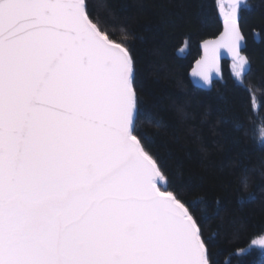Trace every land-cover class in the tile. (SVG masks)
Returning a JSON list of instances; mask_svg holds the SVG:
<instances>
[{
	"label": "snow or ice",
	"instance_id": "obj_1",
	"mask_svg": "<svg viewBox=\"0 0 264 264\" xmlns=\"http://www.w3.org/2000/svg\"><path fill=\"white\" fill-rule=\"evenodd\" d=\"M245 7H220L224 30L193 68L208 86L221 49L241 84L250 71ZM139 101L131 49L87 0H0V264H213L137 128Z\"/></svg>",
	"mask_w": 264,
	"mask_h": 264
},
{
	"label": "trees",
	"instance_id": "obj_2",
	"mask_svg": "<svg viewBox=\"0 0 264 264\" xmlns=\"http://www.w3.org/2000/svg\"><path fill=\"white\" fill-rule=\"evenodd\" d=\"M218 2L87 0L94 21L135 57L137 128L152 138L170 189L213 239V264H264V249L249 247L264 236V0L241 11L244 82L225 60L210 86L199 85L190 72L202 41L223 29Z\"/></svg>",
	"mask_w": 264,
	"mask_h": 264
},
{
	"label": "water",
	"instance_id": "obj_3",
	"mask_svg": "<svg viewBox=\"0 0 264 264\" xmlns=\"http://www.w3.org/2000/svg\"><path fill=\"white\" fill-rule=\"evenodd\" d=\"M227 3H229V0H227ZM223 30H224V26H223V29H222V31H221V33L223 32ZM221 33L218 35V36H216V37H213V38H211V39H206V40H203L202 41V43H201V51H202V56H203V44H204V42L205 41H208V40H215V39H218L219 38V36L221 35ZM246 46H247V42H246V45H245V48H244V51L246 50ZM201 56V57H202ZM201 57L199 58V59H201ZM198 59V60H199ZM225 60H229V61H232V58H231V56H230V54H228L227 53V51L226 50H224V49H221V58H220V65H221V69L223 68V63L225 62ZM196 66V62L193 64V68ZM193 68H192V70H191V72H190V78H192L193 79V81L196 83V84H199V85H204L205 83H204V81L200 78V77H198V76H194L193 75ZM217 74L216 73H213V78H212V80L214 79V76H216ZM163 183V182H162Z\"/></svg>",
	"mask_w": 264,
	"mask_h": 264
},
{
	"label": "rangeland",
	"instance_id": "obj_4",
	"mask_svg": "<svg viewBox=\"0 0 264 264\" xmlns=\"http://www.w3.org/2000/svg\"><path fill=\"white\" fill-rule=\"evenodd\" d=\"M245 4L247 6L249 4V0H245ZM218 5H219V10H220V7L221 6H223L226 9L227 8V5H228L227 0H219ZM220 14H221V17L223 19V16H222V12L221 11H220Z\"/></svg>",
	"mask_w": 264,
	"mask_h": 264
},
{
	"label": "bare ground",
	"instance_id": "obj_5",
	"mask_svg": "<svg viewBox=\"0 0 264 264\" xmlns=\"http://www.w3.org/2000/svg\"><path fill=\"white\" fill-rule=\"evenodd\" d=\"M192 79V78H191ZM193 80V79H192Z\"/></svg>",
	"mask_w": 264,
	"mask_h": 264
}]
</instances>
